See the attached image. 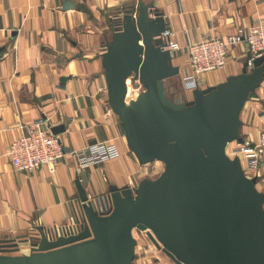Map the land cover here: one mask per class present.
<instances>
[{
	"label": "water",
	"instance_id": "obj_1",
	"mask_svg": "<svg viewBox=\"0 0 264 264\" xmlns=\"http://www.w3.org/2000/svg\"><path fill=\"white\" fill-rule=\"evenodd\" d=\"M152 6L138 0L111 18L102 64L130 150L142 165L161 160L163 172L134 187L110 184L94 197L77 178L81 230L51 239L36 226L23 237H0V264H132L134 229L177 264H264V192L240 159L227 154L230 143L244 142L241 112L264 81V55L175 102L164 82L180 67L166 48L164 16ZM130 77L144 87L136 98H127ZM21 242L30 253L12 254Z\"/></svg>",
	"mask_w": 264,
	"mask_h": 264
},
{
	"label": "crops",
	"instance_id": "obj_2",
	"mask_svg": "<svg viewBox=\"0 0 264 264\" xmlns=\"http://www.w3.org/2000/svg\"><path fill=\"white\" fill-rule=\"evenodd\" d=\"M161 12L168 34L179 43L173 63L179 78L191 73L188 47L209 37H225L240 27L264 23V0H145ZM138 0H0V237L17 238L70 220L80 179L90 197L110 184L137 186L142 164L130 150L119 116L108 101L102 54L111 39L110 20ZM153 14V13H152ZM151 14V15H152ZM248 46L229 49L225 68L203 74L199 87L216 85L242 72ZM186 90V89H185ZM193 98L186 90L185 99ZM241 136L257 142L264 131V81L241 112ZM36 121L58 133L65 155L54 167L16 169L10 144ZM115 142L120 156L87 167L78 158L89 145ZM257 188L264 192V154ZM135 231V230H134ZM134 233V232H133ZM132 264H177L157 248L139 246ZM20 243L12 254H29Z\"/></svg>",
	"mask_w": 264,
	"mask_h": 264
},
{
	"label": "built area",
	"instance_id": "obj_3",
	"mask_svg": "<svg viewBox=\"0 0 264 264\" xmlns=\"http://www.w3.org/2000/svg\"><path fill=\"white\" fill-rule=\"evenodd\" d=\"M165 41L166 48L172 54L180 49L179 43L172 37V34H168ZM241 43L246 44L251 52L248 58V66L251 68L254 59L264 55V23H257L247 28L240 27L235 33L222 38L209 37L191 43L188 47L191 73L182 77L183 87L188 91H193L199 87L200 76L225 68L229 49ZM8 154L16 169L31 172L42 165L54 167L65 155V149L60 136L52 131L50 124L46 121H36L26 126L24 131L10 144ZM227 154L230 158L240 159L248 177L258 174L264 154V131L257 142L233 141L228 145ZM119 156L120 150L115 142L99 141L85 148L78 161L80 167H87L98 162L116 159ZM74 201V212L67 223L45 227L51 239L81 230L85 216L79 207V200ZM107 209V206L100 207L101 211Z\"/></svg>",
	"mask_w": 264,
	"mask_h": 264
},
{
	"label": "rangeland",
	"instance_id": "obj_4",
	"mask_svg": "<svg viewBox=\"0 0 264 264\" xmlns=\"http://www.w3.org/2000/svg\"><path fill=\"white\" fill-rule=\"evenodd\" d=\"M165 90L167 96L175 101L182 102V99H185L186 90L182 85V80L178 76L168 78L164 82ZM127 98H136L141 90L144 87L139 83L136 84L132 77L127 80ZM253 95V94H252ZM165 164L160 161H153L142 165L141 177L155 179L158 177L164 170ZM135 238L139 241V246H144L147 248H156L154 244L150 241L145 231L135 229L134 231ZM137 241V242H138Z\"/></svg>",
	"mask_w": 264,
	"mask_h": 264
},
{
	"label": "bare ground",
	"instance_id": "obj_5",
	"mask_svg": "<svg viewBox=\"0 0 264 264\" xmlns=\"http://www.w3.org/2000/svg\"><path fill=\"white\" fill-rule=\"evenodd\" d=\"M156 161H160V162H162L161 160H156ZM135 230V229H134ZM134 232V231H133Z\"/></svg>",
	"mask_w": 264,
	"mask_h": 264
},
{
	"label": "trees",
	"instance_id": "obj_6",
	"mask_svg": "<svg viewBox=\"0 0 264 264\" xmlns=\"http://www.w3.org/2000/svg\"><path fill=\"white\" fill-rule=\"evenodd\" d=\"M253 94V93H252ZM252 94L250 96H252Z\"/></svg>",
	"mask_w": 264,
	"mask_h": 264
}]
</instances>
